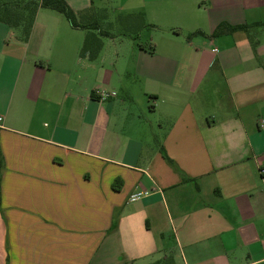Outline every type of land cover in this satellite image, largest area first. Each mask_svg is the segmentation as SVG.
<instances>
[{"label":"crops","instance_id":"obj_1","mask_svg":"<svg viewBox=\"0 0 264 264\" xmlns=\"http://www.w3.org/2000/svg\"><path fill=\"white\" fill-rule=\"evenodd\" d=\"M66 1L147 42L0 21V264H264V0Z\"/></svg>","mask_w":264,"mask_h":264},{"label":"trees","instance_id":"obj_2","mask_svg":"<svg viewBox=\"0 0 264 264\" xmlns=\"http://www.w3.org/2000/svg\"><path fill=\"white\" fill-rule=\"evenodd\" d=\"M40 7L51 8L62 13L68 22L73 27H79L87 31L83 45L80 52H86L91 55H97L102 46V36H106L107 32L100 29L101 19L107 9H102L99 13V18L90 23H79L75 16L73 9L69 6L66 0H0V21L7 24L13 31H15L17 38L26 40L31 31L35 15ZM101 17V19H100ZM105 17V16H104ZM132 28H139L144 25L142 15L139 13L125 15L123 19ZM245 25H229L221 24L217 27L216 32L223 30L233 31L237 29H244ZM97 30V33H93ZM131 30V29H130ZM1 167V160H0ZM150 264H175L170 257L161 258Z\"/></svg>","mask_w":264,"mask_h":264},{"label":"rangeland","instance_id":"obj_3","mask_svg":"<svg viewBox=\"0 0 264 264\" xmlns=\"http://www.w3.org/2000/svg\"><path fill=\"white\" fill-rule=\"evenodd\" d=\"M102 3L100 0H95V3H94V7L97 9V7L101 6ZM45 9V11H51L53 13H60L58 12L57 10H54V9H51V8H43ZM57 11V12H56ZM59 15H63L62 13H60ZM105 15V13H104ZM64 16V15H63ZM74 16L77 19L78 15L75 13L74 11ZM65 17V16H64ZM110 19H112L113 23H109L107 20H102V22L100 23V29H108L110 30L111 32H130V33H136L137 31L135 30V28H132L133 26L127 24L126 21L122 20V21H114L115 19L114 18H111V16H109ZM66 18V17H65ZM104 18H108V15H106ZM131 29V30H130ZM147 32H149V30L147 29H143V27H139V32L138 34L140 33V35L137 34L138 38H136V42H147V38H146V35H147Z\"/></svg>","mask_w":264,"mask_h":264},{"label":"built area","instance_id":"obj_4","mask_svg":"<svg viewBox=\"0 0 264 264\" xmlns=\"http://www.w3.org/2000/svg\"><path fill=\"white\" fill-rule=\"evenodd\" d=\"M214 50H216V48H214ZM96 92H98L102 97H106L107 93L103 92V91H99L97 90ZM113 94V93H112ZM261 172H264V166L261 167L260 169ZM148 191H135L133 193H131L128 197V201H135L138 200L140 198H142L143 196L147 195Z\"/></svg>","mask_w":264,"mask_h":264}]
</instances>
